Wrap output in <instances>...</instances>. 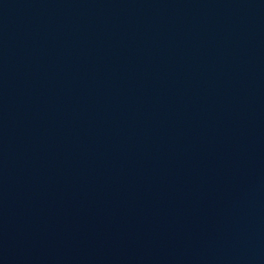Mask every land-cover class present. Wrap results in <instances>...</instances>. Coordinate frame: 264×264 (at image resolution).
I'll use <instances>...</instances> for the list:
<instances>
[{
    "label": "water",
    "instance_id": "water-1",
    "mask_svg": "<svg viewBox=\"0 0 264 264\" xmlns=\"http://www.w3.org/2000/svg\"><path fill=\"white\" fill-rule=\"evenodd\" d=\"M246 264H264V227Z\"/></svg>",
    "mask_w": 264,
    "mask_h": 264
}]
</instances>
